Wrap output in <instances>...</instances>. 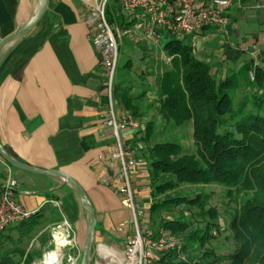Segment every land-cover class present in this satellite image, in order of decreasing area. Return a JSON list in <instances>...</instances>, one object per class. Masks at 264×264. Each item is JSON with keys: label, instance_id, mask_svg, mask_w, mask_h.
I'll use <instances>...</instances> for the list:
<instances>
[{"label": "crops", "instance_id": "1", "mask_svg": "<svg viewBox=\"0 0 264 264\" xmlns=\"http://www.w3.org/2000/svg\"><path fill=\"white\" fill-rule=\"evenodd\" d=\"M98 1L49 0L44 17L33 31L1 52L0 140L9 154L23 164L63 172L76 180L85 190L100 223L96 241L107 240L119 249L124 246L125 233L130 228L131 212L123 194L119 163L112 167L109 160L115 139L105 124L107 90L102 56L94 45L92 28L85 18L88 7ZM256 1L259 0H241V7L230 12L228 35L211 29L191 37L198 46L197 55L204 51L207 61L218 57L217 74L220 69L231 70L230 65L239 66L234 69L238 70L252 58L260 63L264 33L246 30L242 34L237 29L241 22L256 19V8L264 11V1L260 0V6L255 5ZM39 3L40 0H0V42L26 26L36 14ZM137 18L138 22L127 35L130 42L134 36L140 37L142 42L133 48V53L127 52L124 60L136 59L139 65L133 64L122 78H119L120 71L116 82L125 80L126 84H131L134 95L146 92L139 99L141 104V101L154 100L157 67L170 62L162 49L166 41L155 44L145 35L147 23L143 17L138 15ZM233 37L241 41L233 45ZM205 40L206 45L217 42L220 48L214 51V47L203 46ZM239 51L248 54L251 60L240 61ZM116 112L120 117L124 114L117 103ZM147 115L144 113L142 120L147 119ZM137 131L124 133L123 142L133 151L131 177L141 206L138 192L148 185L143 179L148 169L143 167L142 152L136 150ZM9 173L18 182L16 201L27 211L42 214L49 228L61 221L59 210L52 204V201L60 202L65 216L78 229L82 246L80 241L87 235L89 217L82 210L76 191L61 178L12 170L3 160L0 161V188ZM121 226L125 227L122 232Z\"/></svg>", "mask_w": 264, "mask_h": 264}, {"label": "trees", "instance_id": "2", "mask_svg": "<svg viewBox=\"0 0 264 264\" xmlns=\"http://www.w3.org/2000/svg\"><path fill=\"white\" fill-rule=\"evenodd\" d=\"M106 20L117 39L118 31L127 32L138 22L137 16L123 12L121 0H108ZM162 49L171 61L157 67L153 101L163 133L157 140L160 124L156 118L140 124L135 135L136 150L144 153L149 164L151 224L183 238L185 252L205 248L215 238L214 232L222 229L220 213L204 203L205 193L185 192L182 187L221 186L229 199L226 227L234 249L227 256L215 257V262L264 264V51L260 63L252 59L220 78L215 72L217 64L197 56L191 37L168 39ZM120 63L116 77L124 68L128 72L132 69L130 58L123 66ZM117 80L115 103L122 113L140 119L143 112L139 99L146 92L134 95L131 84ZM246 84L249 89L239 97ZM178 130H189L190 137L179 135ZM180 207L186 210L178 216L161 217L159 225L153 223V218L165 212L172 214ZM194 222L199 226L193 227ZM46 228L47 219L38 212L0 232V264H33L41 252H29L27 242L38 234L46 247L50 241V234L42 236ZM156 264L185 263L169 252Z\"/></svg>", "mask_w": 264, "mask_h": 264}, {"label": "built area", "instance_id": "3", "mask_svg": "<svg viewBox=\"0 0 264 264\" xmlns=\"http://www.w3.org/2000/svg\"><path fill=\"white\" fill-rule=\"evenodd\" d=\"M108 0H101L88 7L85 18L92 28V39L102 56L103 77L107 90L106 126L112 130L115 147L109 155L112 167L118 165V172L124 183L123 194L131 212L130 228L125 233L124 246L115 248L104 242L96 241L89 264H156L165 254L173 252L177 259L185 264L189 262L184 252V241L180 236L153 228L147 213L137 204L134 190L131 188V167L133 151L123 142V134L128 130H139L140 123L129 113L122 117L116 112L113 90L116 80L119 55L118 39L106 20ZM126 15L143 17L147 27L144 32L155 44L175 39L182 40L205 32L207 28L217 29L229 34L230 12L241 7V0H121ZM131 31L123 32L129 34ZM169 62L171 59L168 60ZM249 76L253 79V73ZM142 148L141 146L139 147ZM2 159L0 158V161ZM18 182L9 177L0 188V232L9 227L29 220L35 213L27 211L15 199ZM61 215V221L49 228L50 241L43 253L40 264H79L82 246L72 223L65 216L61 204L52 201ZM121 226L119 230L124 231ZM68 249L70 251H68ZM210 264H228L216 261Z\"/></svg>", "mask_w": 264, "mask_h": 264}, {"label": "rangeland", "instance_id": "4", "mask_svg": "<svg viewBox=\"0 0 264 264\" xmlns=\"http://www.w3.org/2000/svg\"><path fill=\"white\" fill-rule=\"evenodd\" d=\"M264 1V0H263ZM101 2V0L98 1V4ZM255 5L256 6H260V0L259 1H256L255 2ZM256 19H253V20H250V19H247L246 21H243L241 22L240 25L237 26V29L240 31V33H244L246 30H254V31H259L260 34L264 33V11L262 9H257L256 8ZM254 14V15H255ZM124 33L122 31H119V36H122V37H119L121 39L124 40V38H126V41H123L121 40V45L122 46V52L121 54L119 53V55L121 56L120 57V66H122L124 64V58L125 56H127V52L129 53H133L134 49L133 48H137L138 47V44H140L142 41L139 40L140 37H136L134 36L133 38V41L130 42L129 40V37L127 34L123 35ZM131 35H134L133 33ZM227 37V36H226ZM138 43H137V41ZM232 41H233V45L234 44H237L238 42L241 41V38H240V41L239 39H235L234 37L232 38ZM127 44H125V43ZM207 43V40L203 41L202 42V45H206ZM196 44V43H195ZM209 45H206L208 47H214V51H216L215 49H219L220 46H218V43L217 42H210L208 43ZM205 46V47H206ZM222 46V45H221ZM197 44L195 45V48L197 49ZM140 48V47H139ZM202 48V47H201ZM239 49V48H237ZM241 49V48H240ZM239 49V50H240ZM136 51V49H135ZM213 51V52H214ZM211 52V51H209ZM240 52V51H239ZM222 54H224L222 52ZM241 55V60L240 61H246V60H251V57L247 54V55H244V53L240 52ZM200 55V56H198ZM198 57L201 59H205L206 60V57H205V52L204 51H201L200 53H198ZM257 56V55H256ZM207 57L210 58L209 55H207ZM212 58V57H211ZM253 59V58H252ZM209 62H211L212 64H215L216 62H218V57H213ZM133 64L134 66L137 64V60L134 59L133 61ZM139 65V64H137ZM239 67V66H237ZM237 67H234L232 65H230V68L231 70H227V69H223L221 71L220 69V72L217 74L216 72V75L221 78H224L226 73L227 72H230V71H233L234 69H236ZM129 73L127 71L126 68H124L120 75H119V78L123 77V73ZM118 79V75L116 77V80ZM248 85H244V89L238 94V96H243L247 90H248ZM237 96V97H238ZM140 107L142 109V112H143V115L144 113L145 114H148L147 115V119L145 118L144 120H142V117L140 119H136L140 124H146L148 121L150 120H154V119H158V112H157V105H156V102L153 101V100H146V101H141V104H140ZM158 123L160 122L159 119L157 121ZM160 124V123H159ZM158 133L157 134H161L163 133V125H159V128L157 129ZM159 134L158 136V139L161 137V135ZM178 134L181 135V134H186L187 138L190 137V131L189 130H178ZM143 156H144V163H143V167L148 169V160L146 159V156L144 155V153L142 152ZM146 164V165H145ZM12 170H14L13 168H11ZM148 178V175L143 179H145L144 181L149 185V180L147 179ZM131 185H132V189L134 190V197L136 199V202L138 201L137 200V197L138 195L137 194V191L135 190V188H133V182H132V177H131ZM148 185L144 186L138 193H141V198H142V205H143V210H145V212L147 213L146 215V218L143 220H141L142 222H146L147 220V217L149 216V208H150V199H149V190L148 188H146ZM182 189L185 191V192H190V193H193V194H196V193H205L206 194V197L204 198V203L206 205H208L209 207L211 208H215L218 210V212L220 213V216H221V219H220V225L222 226V229L220 232H214L215 234V238L211 241V243H209L205 248H198L196 247L195 249H191L187 252H183V255L185 256V258L189 261V262H200L202 264H210L212 262H215V257H224V256H227L231 251H233L234 249V242L232 241V239L230 238V232L228 230V227L227 226V214L226 212L228 211V203H229V199L226 197V193H225V190L221 187V186H217V185H211V186H206V187H192V186H185V187H182ZM138 205L139 202H137ZM141 205V206H142ZM182 209H185L186 208H176L173 213H168V212H165L163 213L162 216H158V217H155L153 218V223L155 225H159V222H160V218L161 217H166V218H170L172 216H178L180 214V211ZM189 212H186V215L188 216ZM199 222L196 223L194 222L192 225L193 227H198L199 226ZM75 228V232L77 234V237L79 235V231L78 229L74 226ZM38 235V234H37ZM33 236L28 242H27V250L29 252H32V251H40L41 252V256L40 257H37L35 259V261L33 262V264H40L41 262V259H42V255L43 253L47 250V246H48V243L45 246H43V244L41 243V240L39 238V236ZM42 236H45V237H48L49 236V228H46V230L44 231L43 235ZM85 236H83V238L81 239V243L83 245V242H84V238ZM98 240H100V236L98 235L97 237ZM183 239V238H182ZM184 241V240H183ZM78 242H79V237H78ZM104 243H106L107 245H110V242L107 241V240H104L103 241ZM68 251H70L68 249Z\"/></svg>", "mask_w": 264, "mask_h": 264}, {"label": "water", "instance_id": "5", "mask_svg": "<svg viewBox=\"0 0 264 264\" xmlns=\"http://www.w3.org/2000/svg\"><path fill=\"white\" fill-rule=\"evenodd\" d=\"M48 5H49V0H40L37 12L34 15V17L31 19V21L26 26H24L20 31H18L17 33L11 36H8L7 38H5L0 42V54L4 50V48L7 47L9 44L26 38L33 31V29L38 25V23L44 17L48 9ZM0 158L13 169H17L20 171H24L36 175H42L46 177L61 178L64 180L66 185H70L76 191L79 197L81 208L85 212V214L89 217V229L83 243L80 264H89L93 247L96 243L98 220L95 209L93 208L91 202L89 201L88 196L85 190L82 188V186L72 177H70L69 175L63 172L45 171L23 164L22 162L16 160L13 156H11V154H9V152L3 146L1 140H0Z\"/></svg>", "mask_w": 264, "mask_h": 264}]
</instances>
